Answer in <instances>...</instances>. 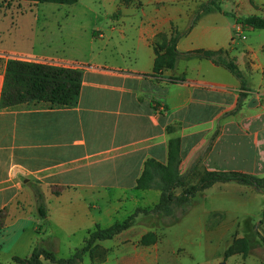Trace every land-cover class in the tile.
<instances>
[{
	"label": "crops",
	"instance_id": "0c3cea01",
	"mask_svg": "<svg viewBox=\"0 0 264 264\" xmlns=\"http://www.w3.org/2000/svg\"><path fill=\"white\" fill-rule=\"evenodd\" d=\"M82 1L84 10L78 11L0 1V30L15 12L39 36L18 45L0 38V102L8 60L82 72L73 108L0 107V264L29 257L43 241L57 258H68L96 226L122 223L135 210L152 208L160 192L137 190L136 180L147 159L166 164L172 139L180 140L181 173L202 157L207 171L264 175L253 171L264 166V116L262 111L250 115L256 106H244L250 94L264 91V30L241 28L231 17H264V0H222L220 10L202 15L177 44L180 53L228 52L250 85L238 108L239 81L210 61L179 60L172 71L153 72L155 38L169 37L171 22L181 16L176 27L187 29L199 6L191 12L177 6L188 0H141L139 5L78 0L73 5ZM166 2L171 7L162 5ZM23 3L31 7L13 8ZM51 28L71 44L73 36L83 38L102 61L74 51L58 56L43 37ZM29 183L45 198L42 226ZM239 187L245 188L215 184L199 192L175 224L138 214L127 230L95 242L81 264H264V244L247 240L245 230L239 234L227 227L239 224L231 207L237 198L230 195ZM237 239L248 241L247 253L225 256Z\"/></svg>",
	"mask_w": 264,
	"mask_h": 264
},
{
	"label": "trees",
	"instance_id": "16d2710c",
	"mask_svg": "<svg viewBox=\"0 0 264 264\" xmlns=\"http://www.w3.org/2000/svg\"><path fill=\"white\" fill-rule=\"evenodd\" d=\"M2 3L32 2L36 4L73 5L78 0H0ZM132 2L138 0H123ZM219 0H208L195 11L191 24L182 32L171 28L169 37L158 35L153 42L155 61L153 72L172 71L179 60L203 59L227 70L240 83L237 108L247 99L250 85L246 77L238 69L235 60L229 57L227 51L195 50L180 53L177 44L181 38L189 33L197 20L213 10H220ZM235 24L241 28L264 30V17L231 16ZM82 72L79 69L53 66L48 63L24 61L20 59L8 60L5 67V78L1 93V109L16 108L18 106H35L46 104L50 108H73L77 105ZM219 135L218 128L209 139V146ZM180 140L172 139L167 145V162L165 165L155 160L144 162L140 177L136 180V189L140 191L158 190L160 198L150 209L135 212L122 223H114L109 227L96 226L89 232L83 245L73 251L68 258H57L54 252L43 245L37 244L29 257L12 258L13 264H81L83 256L89 252L97 241L112 239L114 236L130 228L138 214L167 217L168 225L177 223L191 207V200L199 193L211 188L215 184H236L252 188L255 192H264V175L257 176L238 171H207L202 166V157L197 158L184 173L180 172L179 156ZM32 190L36 215L41 226L47 218L45 198L36 184L29 183ZM56 194V192H55ZM264 216V211L262 213ZM3 213H0V220ZM1 226V223H0ZM264 244V237H259ZM248 241L237 239L225 252L230 256L238 252L247 253Z\"/></svg>",
	"mask_w": 264,
	"mask_h": 264
},
{
	"label": "rangeland",
	"instance_id": "374dc122",
	"mask_svg": "<svg viewBox=\"0 0 264 264\" xmlns=\"http://www.w3.org/2000/svg\"><path fill=\"white\" fill-rule=\"evenodd\" d=\"M204 1L208 0H188V1H181L178 2V7L183 8L184 10L188 8L189 11H193L196 9L198 6H200ZM221 1L219 0L218 6L220 7ZM121 3L125 5L129 4H137L139 5L141 3V0L138 1H132V2H124L121 0ZM228 3V0H224V4ZM89 4V3H88ZM162 5L171 7V4L169 2L162 3ZM31 7V4L28 5V3H23L19 5H14V9H18L20 11H25ZM49 6L53 7H62V8H74V10H84L83 8V1L82 3H78V5H55V4H42L39 5L38 8H49ZM90 7L93 8H98L95 5H89ZM20 7V8H19ZM159 7V5H157ZM12 16V18H11ZM190 19V18H189ZM188 19V20H189ZM27 19H20L16 17L15 12L12 14L9 12L8 17L6 21H4V24L1 25V41L4 43L10 45V44H19L26 40L27 38H37L39 36L35 35L33 31L30 33V30L28 28V23L26 22ZM183 21V17H179L175 22H171V27H173L176 31H180L177 29V24L181 23ZM188 23V22H187ZM44 36L46 40H50L52 43V49H56L58 51V56H61L63 52H65L66 55H69V52L74 51V52H81L87 56L91 61H96V62H101L102 61V56L100 54H97L94 50L91 49L90 51V46L85 42L83 38H80L78 36H73V42L72 44L69 43L65 38L60 37L58 29L57 28H51V29H46L44 31ZM154 42V41H153ZM91 53V54H90ZM54 66H61L59 64L54 65ZM260 91H257V93L250 94L249 98L246 100L244 103V106L248 105H253L256 106L254 109V113H250V115H255L257 113L261 114V111L264 116V91H262V94H259ZM264 121V117L262 119ZM254 172L258 174H264V166L262 168L260 167H255ZM230 195L236 196L237 198V204L232 205V210L237 213V216L239 217V224L236 226H227L230 227L232 232L236 233H241L242 231H246L249 236L247 237V240H251V242L256 239H259V237H264V216L262 215L264 211V192L263 193H258L253 191L251 188H240L236 189L235 192L232 191ZM38 224V223H37ZM36 224V226H37ZM36 229V227H35ZM43 231V228L42 230Z\"/></svg>",
	"mask_w": 264,
	"mask_h": 264
},
{
	"label": "built area",
	"instance_id": "2783aa9c",
	"mask_svg": "<svg viewBox=\"0 0 264 264\" xmlns=\"http://www.w3.org/2000/svg\"><path fill=\"white\" fill-rule=\"evenodd\" d=\"M40 63H47V62H40Z\"/></svg>",
	"mask_w": 264,
	"mask_h": 264
}]
</instances>
